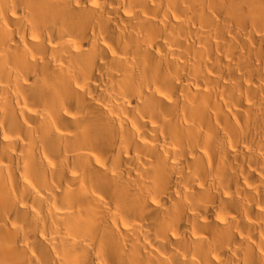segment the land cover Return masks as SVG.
I'll list each match as a JSON object with an SVG mask.
<instances>
[{
  "label": "bare ground",
  "instance_id": "bare-ground-1",
  "mask_svg": "<svg viewBox=\"0 0 264 264\" xmlns=\"http://www.w3.org/2000/svg\"><path fill=\"white\" fill-rule=\"evenodd\" d=\"M0 264H264V0H0Z\"/></svg>",
  "mask_w": 264,
  "mask_h": 264
}]
</instances>
